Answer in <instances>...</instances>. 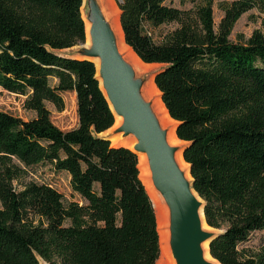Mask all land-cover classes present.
Segmentation results:
<instances>
[{
    "label": "trees",
    "instance_id": "16d2710c",
    "mask_svg": "<svg viewBox=\"0 0 264 264\" xmlns=\"http://www.w3.org/2000/svg\"><path fill=\"white\" fill-rule=\"evenodd\" d=\"M83 0H0V88L24 96V119L0 109V165L8 194L0 206V264H156V213L140 178L136 153L100 136L114 115L94 63L57 51L84 44ZM124 43L145 64L164 65L154 84L204 201L209 243L217 264H264V244L239 248L264 230V31L244 41L229 36L241 15L264 14V0L181 9L172 0H116ZM175 23L160 40L153 30ZM264 28V15L261 20ZM75 93L77 125L51 120ZM91 156V163L83 159ZM66 173L69 197L51 182L26 179L30 170ZM17 183L19 187H16ZM45 201L64 223L28 220ZM116 210L115 223L95 224V210Z\"/></svg>",
    "mask_w": 264,
    "mask_h": 264
},
{
    "label": "water",
    "instance_id": "95a60500",
    "mask_svg": "<svg viewBox=\"0 0 264 264\" xmlns=\"http://www.w3.org/2000/svg\"><path fill=\"white\" fill-rule=\"evenodd\" d=\"M97 21L99 27L93 34V46L90 50L84 49L85 58H100V74L112 105L110 108L113 115L116 113L124 119L122 126L114 132L122 131L124 135L132 133L138 139L135 150L148 155L153 183L169 206L171 246L176 264H211L203 259L200 248V243L206 239L209 240V247L213 238L211 233L202 230L199 219L201 209L205 221V203L194 188L199 200L193 196L189 183L174 165L171 159L173 149L163 146L162 136L148 114V108L136 96L139 84L132 80L131 70L117 54L112 36L104 30L102 21ZM38 261L40 263L39 257Z\"/></svg>",
    "mask_w": 264,
    "mask_h": 264
},
{
    "label": "rangeland",
    "instance_id": "374dc122",
    "mask_svg": "<svg viewBox=\"0 0 264 264\" xmlns=\"http://www.w3.org/2000/svg\"><path fill=\"white\" fill-rule=\"evenodd\" d=\"M117 6L116 0H113ZM199 0H172V4L181 9H188L191 8L194 4L198 3ZM224 1H231V0H213V20L215 29H217L218 22L223 15V11L220 9L219 4ZM98 0H85L83 10L81 11L82 19L91 22L94 27L98 26L99 19V8L97 6ZM95 5V6H94ZM97 8V9H96ZM86 9V10H85ZM98 10V11H97ZM83 12V13H82ZM83 14V15H82ZM263 13H261L257 8H253L241 15V17L235 23L229 38L232 41H244L248 38L254 30H261L264 31L262 27L261 20L263 17ZM97 18V19H96ZM88 19V20H87ZM84 21V20H83ZM176 26L175 23H169L161 25L159 28L153 30V38L155 40H160L162 36L167 33L169 30L173 29ZM93 29V28H92ZM83 44L75 45L71 48H66L57 51L59 54L82 58L85 57V50L82 46ZM164 65L162 64H154L153 67L150 68V74L155 75V73L160 70ZM132 70V69H131ZM132 73V80L137 84H144L145 77L135 71H131ZM136 73V74H135ZM24 96L16 95L9 93L0 88V109L10 112L14 115L20 116L24 119H29L35 116V113L31 110H27L24 108ZM64 103L65 107L64 110L61 112H56L52 104L47 103V107L51 110V120L61 129L66 130L73 128L77 125V113H76V98L75 93L68 92L64 94ZM152 110V109H151ZM152 115L155 118V114L152 110ZM114 132V131H113ZM111 132H102L99 135L105 137L110 140L111 144L114 146L119 145L117 141L112 140L110 134ZM109 135V136H108ZM186 142H179L174 144L172 147L177 149L181 146L182 150L185 147ZM83 162L85 164L91 163V156L85 157ZM50 170L48 169H36L30 170L29 175L27 176L28 179H34L38 181H46L51 182L59 191H61L65 196L69 197V186H68V177L66 173H61L57 176H53L49 173ZM3 171L0 165V206L4 205V202L7 198L8 194V185L3 177ZM16 187H19L17 183H14ZM26 218L28 220H32L37 222L38 220H42L47 225H60L64 223V220L56 214L54 211L51 210L49 205L45 201H37L36 204L28 210L26 213ZM118 220V212L116 210H107L106 208L103 210H95L90 216L89 221L95 224H109L115 223ZM210 228V229H209ZM209 228H202L203 231L211 233L213 236L217 233L221 232L223 228L216 229L213 227ZM264 244V230L254 231L248 241L243 243L239 246L241 249L242 247L247 248L248 250H254ZM204 259V257H203ZM206 262L211 264H217L214 260H207L204 259ZM160 264H168L167 259H161V256L158 260Z\"/></svg>",
    "mask_w": 264,
    "mask_h": 264
},
{
    "label": "bare ground",
    "instance_id": "6f19581e",
    "mask_svg": "<svg viewBox=\"0 0 264 264\" xmlns=\"http://www.w3.org/2000/svg\"><path fill=\"white\" fill-rule=\"evenodd\" d=\"M84 3H85V0L82 1L81 11L83 10ZM97 6L99 8L98 17L102 21L101 24L103 28L107 29L108 31H111L112 34L114 33L117 34L119 38L123 39L122 29H121L120 22H119V9L114 3V1L113 0H98ZM83 20H84L85 33H86V38H87L85 47H88L90 45V33L94 25L91 23L92 21L89 22V21H86L85 19ZM131 60H130V64L133 67L132 71L137 72L143 67L141 64V61L135 56V54H131ZM98 67L99 65H97V70H98ZM100 88L108 101L109 107L112 108V105L110 104L108 100L109 98H108L107 92L103 86V81L100 82ZM136 96L139 102L148 108L147 112L151 116L152 120L154 121L158 133H160L162 136L161 142L163 146L166 149H173L171 159L174 165L176 166L177 170L181 173L184 180L189 183L190 191L193 194V196L197 200H199L195 191L193 190L192 178L189 172V166L184 162L183 155H182L183 150L181 146H179L177 149H174V147H172L174 144H177L180 142L177 139V136L175 134L176 123L172 121L171 118L169 117L167 110L165 109L161 101V98L159 97L160 92L154 85V82L152 80H149L148 82H144L143 86L142 84H140L138 87ZM151 109L153 110L155 114V118L152 115ZM114 120L115 122H114L113 127L107 131V132H111L110 134H112L111 136L112 140L117 141L119 145L126 146L132 149L137 155L138 168L140 171V178L146 188V191L148 192V195L152 201V204H153V207L156 213L161 259L163 258L167 259L168 264H176V258L173 254V249L171 246V223H170L169 206L166 203L160 191L156 188V186L153 183L148 155L146 152L135 150L134 146L137 143L138 139L132 133H129L128 135H124L122 131L117 132V133L113 132L122 126L124 119L121 115L114 113ZM199 219H200L202 228L204 229L209 228L206 222L204 221L201 209L199 210ZM208 242H209L208 239L201 242L200 248L202 250V255L204 259L213 260L209 254ZM40 264H47V263H45L42 259H40ZM156 264H160V262H157Z\"/></svg>",
    "mask_w": 264,
    "mask_h": 264
},
{
    "label": "crops",
    "instance_id": "0c3cea01",
    "mask_svg": "<svg viewBox=\"0 0 264 264\" xmlns=\"http://www.w3.org/2000/svg\"><path fill=\"white\" fill-rule=\"evenodd\" d=\"M98 26L93 27L91 33H90V45L88 47H85V43H86V34H85V42L82 46H84L83 48L87 50H90L92 48V44H93V34L96 33ZM105 31H107L113 38L114 41V45L117 51V54L119 55L120 59L122 60L123 64L127 67H129V69L133 70V67L130 64V60H131V54H135L125 43L124 40L119 38V36L117 34H112L111 31H108L107 29H104ZM123 35V34H122ZM120 41V42H118ZM122 44V45H121ZM123 49V50H122ZM136 56V55H135ZM137 57V56H136ZM88 59L92 60L95 66V73H96V77L98 79L99 82V86H100V82L103 81L101 74H100V58L98 57H94V58H90L87 57ZM138 58V57H137ZM139 59V58H138ZM140 60V59H139ZM132 61V60H131ZM142 64V68L137 71L138 73L142 74L145 77V82H148L149 80H152L154 82V77L153 75L150 74V67H153L154 64H145L143 62H141ZM97 65H99L98 70H97ZM149 68V69H148ZM143 69V70H142ZM131 70V71H132ZM146 70V71H145ZM143 71V72H142ZM148 80V81H147ZM155 85V84H154ZM160 97V96H159Z\"/></svg>",
    "mask_w": 264,
    "mask_h": 264
}]
</instances>
